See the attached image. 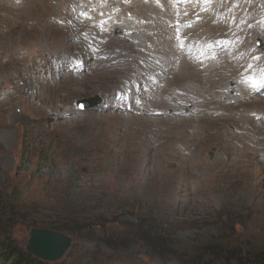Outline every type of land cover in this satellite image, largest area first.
<instances>
[{
	"label": "rangeland",
	"instance_id": "374dc122",
	"mask_svg": "<svg viewBox=\"0 0 264 264\" xmlns=\"http://www.w3.org/2000/svg\"><path fill=\"white\" fill-rule=\"evenodd\" d=\"M157 1L100 40L82 1L0 0V237L60 231L68 264H259L264 0Z\"/></svg>",
	"mask_w": 264,
	"mask_h": 264
},
{
	"label": "bare ground",
	"instance_id": "6f19581e",
	"mask_svg": "<svg viewBox=\"0 0 264 264\" xmlns=\"http://www.w3.org/2000/svg\"><path fill=\"white\" fill-rule=\"evenodd\" d=\"M77 1L83 2V8H82V11L80 12L81 16H78V17H80V20H82L83 23L86 25L87 30H89L90 32H93L96 36H98V39L100 40L101 38L104 39V37L102 36L104 32L110 31V28L112 26H116V23L114 22L124 18V17H121V18L116 17L115 13L117 11L124 12L125 10L127 11L126 8H128L130 4L136 5L132 7H134V11L137 10V13L140 16V19L144 21V24L146 26L149 24V20H146V15H144V13L154 12L153 10L154 7L152 5L155 4V7L159 5L157 0H148L149 3L147 1L145 2L142 0H141L142 2L140 0H133V1L132 0H98L95 4L91 3L90 0H77ZM168 1L170 2L167 3V6H171L172 5L171 0H168ZM127 3H129V5H127ZM130 10H131V7H130ZM76 11H78L77 8H76ZM199 16H202V15L199 14ZM53 21L56 24L58 23L54 19ZM155 22L157 23V19L155 20ZM175 25L179 26L178 23H175ZM88 27H91V28H88Z\"/></svg>",
	"mask_w": 264,
	"mask_h": 264
},
{
	"label": "water",
	"instance_id": "95a60500",
	"mask_svg": "<svg viewBox=\"0 0 264 264\" xmlns=\"http://www.w3.org/2000/svg\"><path fill=\"white\" fill-rule=\"evenodd\" d=\"M102 102L100 95L91 96L77 100V106L80 110L93 108ZM72 238L60 231L32 228L30 239L26 245L27 250L34 256L48 261H58L69 249Z\"/></svg>",
	"mask_w": 264,
	"mask_h": 264
},
{
	"label": "trees",
	"instance_id": "16d2710c",
	"mask_svg": "<svg viewBox=\"0 0 264 264\" xmlns=\"http://www.w3.org/2000/svg\"><path fill=\"white\" fill-rule=\"evenodd\" d=\"M0 228H3L5 225L2 224L4 220H0ZM61 229V228H59ZM146 239H148L150 245L157 250H161L164 254L166 252H170V243L167 239L158 234L152 235L150 233L146 234ZM210 251L218 252L222 248L218 245H209L207 246ZM236 250H228L233 258L238 257V254L235 252ZM259 264H264V254H259ZM0 264H68L66 262H48L42 260L32 253L24 251L20 246H18L15 242L11 240L10 237L2 238L0 237Z\"/></svg>",
	"mask_w": 264,
	"mask_h": 264
},
{
	"label": "snow or ice",
	"instance_id": "6c2138e0",
	"mask_svg": "<svg viewBox=\"0 0 264 264\" xmlns=\"http://www.w3.org/2000/svg\"><path fill=\"white\" fill-rule=\"evenodd\" d=\"M254 59H259V57H254Z\"/></svg>",
	"mask_w": 264,
	"mask_h": 264
}]
</instances>
